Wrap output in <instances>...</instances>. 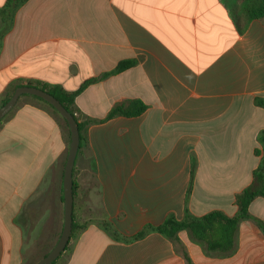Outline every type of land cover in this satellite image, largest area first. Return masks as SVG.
<instances>
[{"label":"crops","instance_id":"obj_1","mask_svg":"<svg viewBox=\"0 0 264 264\" xmlns=\"http://www.w3.org/2000/svg\"><path fill=\"white\" fill-rule=\"evenodd\" d=\"M122 61L135 65L88 85L75 108L96 121L128 100L146 109L85 129L72 170L79 230L56 264H264L251 221L227 258L206 256L185 231L177 243L158 233L122 242L102 227L129 238L185 211L236 214L264 130L254 104L264 97V20L239 33L221 0H27L3 37L0 106L27 83L75 92ZM68 146L60 121L30 97L0 123V264H35L32 238L50 237V250L59 239ZM248 212L264 223V198Z\"/></svg>","mask_w":264,"mask_h":264},{"label":"trees","instance_id":"obj_2","mask_svg":"<svg viewBox=\"0 0 264 264\" xmlns=\"http://www.w3.org/2000/svg\"><path fill=\"white\" fill-rule=\"evenodd\" d=\"M26 1L27 0H6L4 5L0 8V50L2 48L3 37L7 32L10 31L17 10ZM221 1L228 10L239 33L245 31L251 21L264 20V0ZM134 65V61H122L111 72L103 74L98 79H92L85 82L77 91L72 93L65 92L59 86H52L37 82L27 83L25 86L40 89L50 94L61 104V106L73 117L76 122L79 132V145H81L84 142V131L88 126L101 123L115 117H137L145 111L146 106L141 101L128 100L112 107L104 120L96 121L83 117L76 110L74 105L75 98L88 85L93 84L98 80L105 79L111 75L119 74L133 67ZM16 88L17 87H15L1 102V106L9 100ZM21 97H30L46 106L62 124L67 141L69 142V131L67 124L51 106L36 97L25 95ZM254 104L264 110V97H256ZM7 117L8 115L3 120H5ZM256 141L258 146L255 148L254 154L256 157H259V163L256 169L252 172V181L250 185L235 196L234 204L237 208V211L233 217H227L220 211H213L202 217H193L188 213V211H185V216L181 221H176L174 218L168 217L160 226L153 227L147 225L143 227V229H141V231H139L136 235L129 238H125L117 234L107 223L102 224L103 229L107 231L114 240L122 242L136 241L144 238L150 233H158L164 238L177 243V234L181 231H185L187 232L190 241L199 245L206 256H214L217 258L230 257L235 250V236L240 223L244 221H251L264 234V223L253 218L248 212L249 205L252 201H254L256 198H264V130L257 134ZM77 229L79 230V227L75 225L73 220L72 235L70 239L74 237ZM67 248L68 244L63 253L67 250ZM63 253H61V255ZM47 254L48 253H46L43 257H45ZM59 257L51 264H56ZM185 259L188 260L186 256Z\"/></svg>","mask_w":264,"mask_h":264},{"label":"water","instance_id":"obj_3","mask_svg":"<svg viewBox=\"0 0 264 264\" xmlns=\"http://www.w3.org/2000/svg\"><path fill=\"white\" fill-rule=\"evenodd\" d=\"M36 97L51 106L58 115L66 122L69 131V146L63 171L62 192H63V225L59 239L48 254L35 264H51L65 250L72 235V204H73V183L72 170L74 160L79 149V132L73 117L61 106V104L50 94L35 87H17L9 100L0 107V122L9 115L15 108L21 96Z\"/></svg>","mask_w":264,"mask_h":264},{"label":"rangeland","instance_id":"obj_4","mask_svg":"<svg viewBox=\"0 0 264 264\" xmlns=\"http://www.w3.org/2000/svg\"><path fill=\"white\" fill-rule=\"evenodd\" d=\"M50 240L51 238L49 237L40 242L37 238H32V245L28 252L29 260H32L33 262L38 259L40 260L43 255L49 252V248L51 247Z\"/></svg>","mask_w":264,"mask_h":264},{"label":"snow or ice","instance_id":"obj_5","mask_svg":"<svg viewBox=\"0 0 264 264\" xmlns=\"http://www.w3.org/2000/svg\"><path fill=\"white\" fill-rule=\"evenodd\" d=\"M0 2H2V0H0Z\"/></svg>","mask_w":264,"mask_h":264}]
</instances>
